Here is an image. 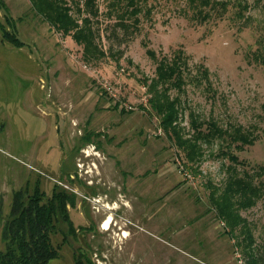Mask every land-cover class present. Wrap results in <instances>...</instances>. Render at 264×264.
Wrapping results in <instances>:
<instances>
[{"label": "rangeland", "instance_id": "1", "mask_svg": "<svg viewBox=\"0 0 264 264\" xmlns=\"http://www.w3.org/2000/svg\"><path fill=\"white\" fill-rule=\"evenodd\" d=\"M236 1L200 22L187 0H141L124 27L112 0H97L93 23L106 54L86 59L83 44L30 0H0V21L13 29L12 16L25 42L15 46L0 32V246L13 191L38 178L48 193L59 182L77 194L70 213L78 233L49 264H75L81 247L96 264H244L239 230L224 233L230 229L209 197V182L222 186L226 178L222 144L203 141L202 159L186 162L141 107L149 96L143 80L156 68L147 49L182 48L194 71L209 68L212 82V90L192 81L185 91L170 89L179 93L186 131L192 113L240 124L257 138L234 149L239 159L264 164V0H244L243 17ZM240 212L264 258V196Z\"/></svg>", "mask_w": 264, "mask_h": 264}, {"label": "trees", "instance_id": "2", "mask_svg": "<svg viewBox=\"0 0 264 264\" xmlns=\"http://www.w3.org/2000/svg\"><path fill=\"white\" fill-rule=\"evenodd\" d=\"M33 9L40 13L54 28L64 35H71L83 44L86 59L100 58L106 54L97 43V30L93 17L99 14L97 0H30ZM244 0H237L236 14L244 16L248 8ZM141 0H112V8L121 18V24L127 27L124 17L137 16L142 10ZM192 16L204 22L214 15H223L228 11L232 0H187ZM12 16L7 22L12 28L0 21L2 39L15 46L25 42L19 36ZM137 25V24H136ZM147 53L156 61L155 73L150 82L143 80L149 93L148 102L141 104L152 115L157 116L159 124L170 139L183 152L186 162H196L203 157V141L219 140L223 153L230 161L226 167V178L222 186L209 182L210 202L215 207L218 218L225 221L230 231L224 233L234 237L232 231L239 230L236 244L240 245L245 257L244 264H264V258L255 251V237L246 217L240 210L256 204L264 196V164L247 165L239 159L234 149L253 143L257 135L242 125L224 127L216 117H200L192 113L191 129L186 131L182 124V102L179 93L172 95L170 89L185 91V85L192 81L212 90L209 68L199 64L194 71L189 58L182 48L174 49L170 54L159 55L152 48ZM94 132L87 133L94 136ZM1 199V198H0ZM77 203L76 191L68 190L63 184L55 182L48 193L38 178L13 191L10 210L2 225V246H0V264H49L61 255L63 244L68 237L76 236L78 228L74 226L70 207ZM82 228L84 226H81ZM62 233L63 238L55 242L54 236ZM75 255V264H96L88 249Z\"/></svg>", "mask_w": 264, "mask_h": 264}, {"label": "bare ground", "instance_id": "3", "mask_svg": "<svg viewBox=\"0 0 264 264\" xmlns=\"http://www.w3.org/2000/svg\"><path fill=\"white\" fill-rule=\"evenodd\" d=\"M111 219H112V215L109 216V218H105L104 219V224H103V227L106 228L110 225V222H111Z\"/></svg>", "mask_w": 264, "mask_h": 264}]
</instances>
